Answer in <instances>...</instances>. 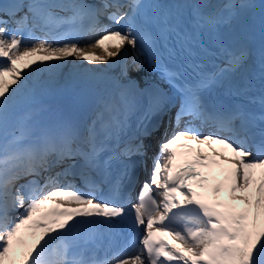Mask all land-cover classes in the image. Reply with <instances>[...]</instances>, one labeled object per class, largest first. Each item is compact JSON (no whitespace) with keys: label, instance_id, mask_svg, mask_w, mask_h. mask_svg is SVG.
<instances>
[{"label":"snow or ice","instance_id":"obj_1","mask_svg":"<svg viewBox=\"0 0 264 264\" xmlns=\"http://www.w3.org/2000/svg\"><path fill=\"white\" fill-rule=\"evenodd\" d=\"M254 7L248 0H30L0 8L14 25L0 18V264H264V16L257 34ZM101 17L123 27L102 25ZM97 48L119 57L126 83L75 63H106L88 50ZM141 53L167 91L129 76L142 70ZM45 73L25 94L27 80ZM52 89L66 97L69 115L47 123L36 118L41 109L21 110ZM173 95L176 125L187 118L185 127L171 138L165 130L151 182L125 203V182L147 157L143 138L158 131L141 120L122 139L128 117L144 96L145 120L166 115ZM196 121L215 131L203 134ZM203 145L219 158L204 155ZM141 227L139 240L122 235Z\"/></svg>","mask_w":264,"mask_h":264},{"label":"bare ground","instance_id":"obj_2","mask_svg":"<svg viewBox=\"0 0 264 264\" xmlns=\"http://www.w3.org/2000/svg\"><path fill=\"white\" fill-rule=\"evenodd\" d=\"M97 37H93L91 41L89 40H85L84 42H82L80 44L81 47H85L87 44L89 43H94V40L96 39ZM112 43V41H106L105 44H110ZM118 43V42H117ZM89 51H94L96 53V55H100V56H105L106 57V63H100L98 65H90V64H86L84 62V64H82L83 67H87V68H102V69H105L107 73L109 72H113V71H117L118 67H119V63L117 62L119 59H117V57H107L106 56V53H104V51L102 49H88ZM110 50H114V49H110ZM71 59L72 58H69V62H64V63H67V66L70 67L72 69V64H71ZM79 62L80 60H76L75 63L77 65H79ZM109 65H113L112 67H109ZM131 74V73H129ZM122 75V74H121ZM142 75L141 73H139L137 75V78H141ZM42 77L38 78L37 76L35 75H32L30 77V80H29V83H27L28 85V88L25 89V94H28L29 93V90H33V89H37L38 87H40V79ZM56 105V104H59L60 105V101L59 100H55V102H53V105ZM58 112V108L57 106H52V107H48L46 109H42L41 111H39V114L38 116L36 117L37 119H45V120H50L51 117L56 114Z\"/></svg>","mask_w":264,"mask_h":264},{"label":"rangeland","instance_id":"obj_3","mask_svg":"<svg viewBox=\"0 0 264 264\" xmlns=\"http://www.w3.org/2000/svg\"><path fill=\"white\" fill-rule=\"evenodd\" d=\"M80 44H81V42H80ZM62 63H64V62H62ZM82 64H84V62L83 61H80L79 62V65H82ZM71 70V68L70 67H66V68H64L62 71H63V73L64 74H67L69 71ZM25 71H28L27 69H25ZM120 71H122V70H120ZM133 73L132 74H135V75H137L138 74V72H136V71H132ZM33 75H35L36 76V74H33ZM42 78L40 79V80H42V79H46L47 78V74L45 73V74H42V76H41ZM39 80V81H40ZM27 83H29L28 81H27Z\"/></svg>","mask_w":264,"mask_h":264}]
</instances>
